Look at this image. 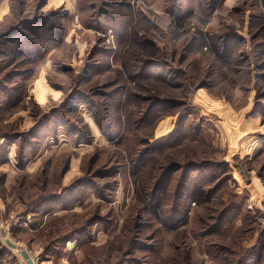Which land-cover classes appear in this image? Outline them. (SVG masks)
Wrapping results in <instances>:
<instances>
[{
	"label": "rangeland",
	"instance_id": "rangeland-1",
	"mask_svg": "<svg viewBox=\"0 0 264 264\" xmlns=\"http://www.w3.org/2000/svg\"><path fill=\"white\" fill-rule=\"evenodd\" d=\"M172 1L0 0V264H264V0Z\"/></svg>",
	"mask_w": 264,
	"mask_h": 264
},
{
	"label": "trees",
	"instance_id": "trees-1",
	"mask_svg": "<svg viewBox=\"0 0 264 264\" xmlns=\"http://www.w3.org/2000/svg\"><path fill=\"white\" fill-rule=\"evenodd\" d=\"M82 2V1H81ZM81 2H79V5H82V8H85L86 7V0H84V3H81ZM177 4H178V2H177V0H173L171 3H170V6H169V8H172V9H174V7L176 8V6H177ZM210 7H213V6H210ZM89 26H91V24L90 23H88V22H86V26L85 27H89ZM23 164H21L20 163V166H22ZM165 177V176H164ZM163 180V178L160 180V183H161V181ZM186 182V180L184 181V183ZM69 189L70 187H66L64 190H66V189ZM67 189V190H68ZM63 191V190H62ZM96 192V194H97V196L99 197V198H101V199H103V200H108L109 198L107 197V196H105L104 194H101L99 191H95ZM75 193H76V190H74L73 191V193H71V195L72 196H75ZM63 195H64V193H62ZM54 195H52L51 194V197H50V200H55V198L53 197ZM56 201V200H55ZM173 208V210L171 211H169L170 212V216H172V217H175V216H179V212H178V210L176 209V208H174V207H172ZM240 209V205H234L233 203H226L225 205H224V208L221 210V212H220V218H219V220L217 221V223L219 224V226L220 225H223L224 224V222L227 220V219H229L230 217H233L235 214H236V212L238 211ZM93 221V220H92ZM222 248H221V252L219 251L217 254H213V256H212V258H216L218 261H221V264H227V263H225L226 261L223 259V257H224V255H225V253H227L229 256H231V254H232V251L230 250V248H229V246H225V245H223V244H221L220 245ZM233 256V255H232ZM236 256V257H235ZM235 256H233V257H235V259H234V262L232 263V264H242L241 262H239L238 261V259H237V257H238V254H236Z\"/></svg>",
	"mask_w": 264,
	"mask_h": 264
},
{
	"label": "crops",
	"instance_id": "crops-1",
	"mask_svg": "<svg viewBox=\"0 0 264 264\" xmlns=\"http://www.w3.org/2000/svg\"><path fill=\"white\" fill-rule=\"evenodd\" d=\"M179 3H181V0H179ZM105 4H106V3H105ZM109 4H110V3L107 2V5H109ZM78 25H79V21H78ZM32 162H33V161H29V163L26 164V166H25V171H27V169L30 167V165L32 164ZM37 163H38V162H37ZM34 165H35V162H34ZM40 195H42V193H41V194H40V193H36L35 195H32V196L28 197L26 200H27L28 202L32 203L34 200H37V199L39 198ZM52 195H54L53 197L55 198V200H56V202H57V203H56V206H57V207H52V209H51L50 211H48L47 213H46V210H45V212H43L44 210H41V214H42V212H43V214L47 215V217L50 216V215H57V214H59L58 211L63 210V207H61V205H60L61 201L63 200V194L60 193V192H56V193H52ZM42 198H43V200L46 199V195L44 194ZM26 200H25V201H26ZM257 206L260 207V204L257 203ZM58 207H60V208H58ZM240 209H241V207H240ZM240 209H239V210H240ZM239 210H238V211H239ZM243 210H244V209H243ZM35 211H37V210L30 211V212H35ZM238 211H237V212H238ZM49 212H51V213H49ZM249 213H250V212H249ZM27 214H28V213H27ZM31 215H32V214H31ZM238 221H240V220H237V222H238ZM21 222L23 223V224L21 225V227H24L23 230H22V231L24 232V231H26V228H25V227L27 226V225L24 224V223H26L27 221H25V219H23ZM223 225H224V224H223ZM41 226H42V225H41ZM41 226H40V228H42ZM222 227H224V226H222ZM15 228L17 229L18 226H15ZM27 231H28V230H27ZM255 234H258V232L256 231ZM263 234H264V233H263ZM35 254H40V253H39V251H36ZM29 255H30L31 259H32L33 262H34V261H35V256H36V255H33L32 253H29ZM57 259H58V258H57ZM34 264H35V262H34Z\"/></svg>",
	"mask_w": 264,
	"mask_h": 264
},
{
	"label": "built area",
	"instance_id": "built-area-1",
	"mask_svg": "<svg viewBox=\"0 0 264 264\" xmlns=\"http://www.w3.org/2000/svg\"><path fill=\"white\" fill-rule=\"evenodd\" d=\"M253 197L249 198L247 200V203L245 205V210L254 214L256 213V210L258 209L259 212V224L260 228L264 230V193L261 195V198L255 202ZM257 203L260 204V207L257 206Z\"/></svg>",
	"mask_w": 264,
	"mask_h": 264
},
{
	"label": "water",
	"instance_id": "water-1",
	"mask_svg": "<svg viewBox=\"0 0 264 264\" xmlns=\"http://www.w3.org/2000/svg\"><path fill=\"white\" fill-rule=\"evenodd\" d=\"M2 236H5V232L2 230L1 232ZM5 243L11 247L15 248L16 246L10 241V240H5ZM20 255L22 256L23 260H25L26 264H34L33 260L31 259L29 253L26 250H21Z\"/></svg>",
	"mask_w": 264,
	"mask_h": 264
}]
</instances>
